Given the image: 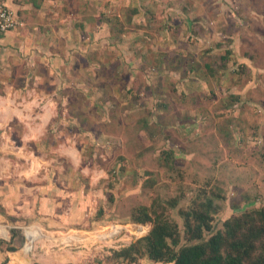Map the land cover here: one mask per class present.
<instances>
[{
    "label": "rangeland",
    "instance_id": "rangeland-1",
    "mask_svg": "<svg viewBox=\"0 0 264 264\" xmlns=\"http://www.w3.org/2000/svg\"><path fill=\"white\" fill-rule=\"evenodd\" d=\"M66 3L71 33L53 42L69 61H0L3 179L23 188L7 194L54 204L16 223L2 210L24 226L0 250L32 232L86 241L62 264H173L119 255L156 228L133 222L139 207L163 202L181 244L203 191L220 196L215 230L263 207L264 0Z\"/></svg>",
    "mask_w": 264,
    "mask_h": 264
},
{
    "label": "trees",
    "instance_id": "trees-1",
    "mask_svg": "<svg viewBox=\"0 0 264 264\" xmlns=\"http://www.w3.org/2000/svg\"><path fill=\"white\" fill-rule=\"evenodd\" d=\"M139 11L138 7L132 9L133 14ZM133 17L129 19L131 24ZM203 194L205 196L198 197L193 205L181 211L186 235L183 244L177 223L171 222L165 214V204H156L158 200H155L151 205L139 207L133 222L144 230L153 223L156 228L119 255L126 252L133 254V261L137 256H147L173 264H264V206L234 216L224 222L222 229L215 230L214 214L220 211L215 201L220 196L207 191ZM3 243L6 242L1 241L0 245Z\"/></svg>",
    "mask_w": 264,
    "mask_h": 264
},
{
    "label": "crops",
    "instance_id": "crops-1",
    "mask_svg": "<svg viewBox=\"0 0 264 264\" xmlns=\"http://www.w3.org/2000/svg\"><path fill=\"white\" fill-rule=\"evenodd\" d=\"M70 1L5 0L8 7L22 20L23 26L8 33L0 32V61H28L29 57H34L37 61H48L49 59H52V61H69V54L66 55L64 52L60 54L56 51L53 39L57 33H60V28L70 32V28L58 25L63 22L64 18L69 19L76 13L75 10L64 6L66 2L70 3ZM52 3L54 5H51ZM76 25L83 26L81 23ZM66 41L70 43L69 36ZM6 157L7 153L0 148V242L10 241L12 231L18 229L19 226L23 228L24 223L18 222L16 225L17 221L29 215L35 216L37 214L39 216L40 210L44 209V207L48 208L49 204H51V208L54 206L52 199L49 200V198L34 203L33 200L24 201L23 199L18 202V200H15L14 195L7 194L9 191L20 193L23 188L20 185L9 187L8 180L3 179L8 177L7 169L3 167L7 163ZM7 196L11 197L8 199ZM6 207L14 209L12 212L16 214L14 215L16 217L12 221H15V223L9 222L4 213H2V210ZM25 211L28 212L26 216H24ZM33 224L38 225L37 222H34L30 226ZM33 234L30 232V237L27 236V248L23 251L9 252L0 250V264H3L6 260H8L7 264H33L34 262L37 264H62L64 256L77 259L76 252L68 248L67 245L74 242L86 243L83 238V240L74 238L56 241L53 237L49 238L48 242L45 243L44 240L35 238ZM34 243L35 245L32 247ZM79 262L77 260L72 261L73 264H79Z\"/></svg>",
    "mask_w": 264,
    "mask_h": 264
},
{
    "label": "built area",
    "instance_id": "built-area-1",
    "mask_svg": "<svg viewBox=\"0 0 264 264\" xmlns=\"http://www.w3.org/2000/svg\"><path fill=\"white\" fill-rule=\"evenodd\" d=\"M23 26L19 16L8 7L5 0H0V32L8 33Z\"/></svg>",
    "mask_w": 264,
    "mask_h": 264
}]
</instances>
